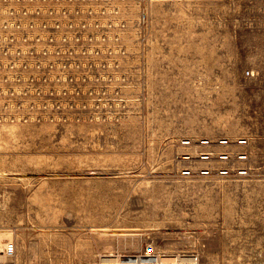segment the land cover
I'll return each instance as SVG.
<instances>
[{"label":"rangeland","instance_id":"rangeland-1","mask_svg":"<svg viewBox=\"0 0 264 264\" xmlns=\"http://www.w3.org/2000/svg\"><path fill=\"white\" fill-rule=\"evenodd\" d=\"M114 3L127 25L113 95L33 111L49 98L16 100L0 78V264H103L151 242L199 264H264V0Z\"/></svg>","mask_w":264,"mask_h":264},{"label":"built area","instance_id":"built-area-1","mask_svg":"<svg viewBox=\"0 0 264 264\" xmlns=\"http://www.w3.org/2000/svg\"><path fill=\"white\" fill-rule=\"evenodd\" d=\"M5 1L0 33L4 94L19 101H26L27 97L49 98L50 102L33 104L29 110L50 112L69 108L73 101L66 100L80 98V106L86 107L91 97L115 93L111 90L118 79L117 27H124L127 22L119 20L122 9L114 0ZM53 97L58 99L54 101ZM202 143L210 144L207 140ZM214 155L213 150L201 152L202 159H212ZM217 155L221 159L230 157L225 150ZM237 157L246 159L248 155L241 152ZM230 170L225 167L220 173L229 174ZM244 172L239 169V173ZM5 252L9 256L15 254L16 244L7 242ZM112 259L103 264H163L164 259V264H199L198 254H166L154 242L144 246L142 253Z\"/></svg>","mask_w":264,"mask_h":264},{"label":"crops","instance_id":"crops-1","mask_svg":"<svg viewBox=\"0 0 264 264\" xmlns=\"http://www.w3.org/2000/svg\"><path fill=\"white\" fill-rule=\"evenodd\" d=\"M15 244H16V252L12 256H15L17 254V250H18L19 254H20V252H22L24 250V248H23L24 245H23V243L20 240H18L17 243L15 242ZM63 245H65V247H67V248H73V242L70 241V240L64 241ZM93 245H95V242H93ZM5 247H4L3 252H4V254H7L5 252ZM37 248H38L37 240L35 239L33 242H31V240H30V244L28 245L29 253H32V252L36 251ZM57 257L58 258H53L51 260L55 264H59V262L61 264H66V263H68V264H77V262H79L82 259V257H80L79 260H77L76 257L73 256V255H63V254L60 255V256H57ZM34 258L35 257L33 255H29L27 257L25 256V258H24L25 259L24 260L25 264L26 263L28 264V262H32V263L34 262L35 263ZM63 262H65V263H63Z\"/></svg>","mask_w":264,"mask_h":264},{"label":"bare ground","instance_id":"bare-ground-1","mask_svg":"<svg viewBox=\"0 0 264 264\" xmlns=\"http://www.w3.org/2000/svg\"><path fill=\"white\" fill-rule=\"evenodd\" d=\"M112 260H114V259H112V258H105V259H104L105 262H109V261H112ZM115 260H116V259H115ZM164 263H167V260H166V259L163 260V264H164Z\"/></svg>","mask_w":264,"mask_h":264}]
</instances>
